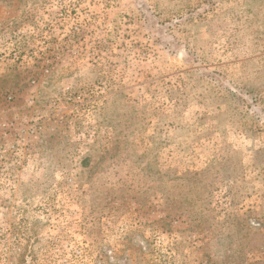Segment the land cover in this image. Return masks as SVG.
<instances>
[{
  "label": "rangeland",
  "instance_id": "obj_1",
  "mask_svg": "<svg viewBox=\"0 0 264 264\" xmlns=\"http://www.w3.org/2000/svg\"><path fill=\"white\" fill-rule=\"evenodd\" d=\"M52 217L88 264H264V0H0V227Z\"/></svg>",
  "mask_w": 264,
  "mask_h": 264
},
{
  "label": "built area",
  "instance_id": "obj_2",
  "mask_svg": "<svg viewBox=\"0 0 264 264\" xmlns=\"http://www.w3.org/2000/svg\"><path fill=\"white\" fill-rule=\"evenodd\" d=\"M39 221L35 230L25 220L16 227H0V240L11 253L0 254V264H88L89 243L84 240V229L76 231L69 221L53 217Z\"/></svg>",
  "mask_w": 264,
  "mask_h": 264
}]
</instances>
